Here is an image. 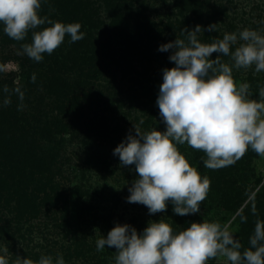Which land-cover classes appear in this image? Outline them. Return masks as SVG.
Masks as SVG:
<instances>
[{"label": "clouds", "instance_id": "1", "mask_svg": "<svg viewBox=\"0 0 264 264\" xmlns=\"http://www.w3.org/2000/svg\"><path fill=\"white\" fill-rule=\"evenodd\" d=\"M41 5L42 0H0L4 33L22 42L31 32L32 40L21 44V54L35 62L60 47L66 34L70 43L86 35L78 22L65 24L39 15ZM45 24L49 26L37 30ZM216 25H209L208 31H216ZM203 31L200 25L192 31L182 29L186 39L177 38L159 49L173 50L169 60L175 64L163 70L156 101L166 130L142 132L139 125H133L135 135L129 134L113 152L121 166L135 165L139 176L129 188L127 201L146 206L150 215L165 212L169 202L176 215L195 214L207 198L210 179L201 177L177 145L187 144L205 153L203 164L212 170L234 165L249 148L264 157V87L258 90L259 98L252 99L250 84H238L233 77V69L254 66L256 73L264 72V28L226 32L210 44L198 38ZM213 53L220 55L210 59ZM221 57H229L231 63ZM31 79L34 83L35 74ZM2 91V106H9L15 94L20 101L18 110H23L24 93L19 87L5 85ZM251 211L257 219L247 248L235 238L229 224L193 222L174 233L160 219L149 221L142 233L128 224H117L106 238L96 241V250L114 247L115 264H208L218 257L230 264H264V220L255 207ZM240 220L245 223L247 217ZM0 264H9L5 255H0ZM14 264H65V260L61 254L55 259L41 255L35 261L17 256Z\"/></svg>", "mask_w": 264, "mask_h": 264}, {"label": "trees", "instance_id": "2", "mask_svg": "<svg viewBox=\"0 0 264 264\" xmlns=\"http://www.w3.org/2000/svg\"><path fill=\"white\" fill-rule=\"evenodd\" d=\"M48 1L42 0L39 15L48 16L53 21L65 24L78 22L81 24L80 31L86 35L83 40L70 43V36L66 34L62 45L51 55L45 53L41 62H34L27 66L26 77L23 81L15 86L10 82L8 87L10 89L19 87L24 96H29L32 92V95L37 97L39 107L34 106L29 99L32 109L28 112L18 110L20 101L15 94L11 97L12 103L4 107L2 106L5 96L2 91L4 86L0 88V111L4 119L0 127V172L1 177H4V182L7 183L6 189H0V233L8 236L9 243L12 236V224L15 223L16 230L21 231L24 223L32 222L41 213L43 214L42 210L46 208L44 214L55 215L52 217V228L57 232L52 231L50 234L61 235L62 242L54 243L44 237L48 243L45 247H41L44 251H34L26 247L20 251L19 256L31 258L34 261L38 260L41 255L52 256L55 254L56 245L59 244L58 247L66 251L70 258H82L85 264H90L84 251L86 244L80 241L78 233L72 230L70 224L71 206L82 203L81 200L88 193L83 190L84 185H77L70 190L62 189L49 176H46L47 173L52 172L55 161L53 156L52 162L48 163L50 167L41 164L43 159L37 153L40 138L53 142L52 138L63 132L62 117L70 118V121L74 120V114L78 107L80 109V105L76 107V102L79 101L80 104V101L84 99L93 101L95 106L103 109L100 112L101 116L95 113L89 122L84 121L82 127L85 125L96 130L98 136L105 133L112 144L115 141L119 144L124 142L129 134L135 135V130L131 126L130 129H126L120 123H116L114 127L112 124L115 121H126L131 118L133 111L137 108L135 102L140 97L147 100L140 104L144 115L143 124L137 122V125L141 131L148 132L154 128L163 131L165 124L155 101V97L158 98L159 95L160 85L163 83V73L156 72L155 64L161 63L163 66H168V69L174 66L169 60L173 50L162 52L159 51L160 47L174 42L177 38L186 39V33H183L182 29L192 31L197 25L204 29L198 34V38L201 42L209 44L216 39H222L226 32L238 33L242 31V28L233 21L227 22V19H231L229 9L217 0H177L175 6L183 12L182 17L167 21L154 20L147 13L149 2L146 0ZM103 12L105 16L102 15ZM190 12L192 15L188 16ZM232 20L235 18L233 17ZM212 24H217L216 31H208V26ZM48 26L47 24L42 25L37 30ZM221 26L226 27L225 32H221ZM2 27L0 26V30ZM4 36L12 40L6 34ZM31 40L32 35L29 32L25 41H13L20 47L22 43H30ZM218 55L220 54L213 53L214 59ZM224 58L229 57H221V59ZM119 73L124 81L126 79L125 82L129 86L120 83L119 88L117 87ZM33 74L36 76L34 83L31 79ZM74 79L79 82L72 84L71 81ZM109 89H112L113 93L108 95L109 98H103L104 90L109 91ZM116 96H120L118 100L120 104L115 103V99H118ZM45 97L48 100L46 103L43 102ZM125 98L128 105L122 104ZM24 99L28 100V97ZM125 108L129 110L126 111ZM79 116L80 119H84L83 115ZM18 117V125L14 126L11 120ZM98 121L102 123L97 124ZM27 134H31L30 140L27 139ZM85 141H90L92 147L95 148L89 154V163L95 166H107L108 161L104 156V150L97 148L91 137ZM183 150L186 149H181ZM252 152L249 148L245 155L252 156ZM234 168L237 169L238 166L234 165ZM246 168H242L245 171H243V176L247 179L253 178L254 172ZM40 169L45 171H39ZM126 169L134 173L135 165L125 166L123 171L125 172ZM235 191L231 204L233 207H239L248 189L239 188ZM222 194L225 195V193ZM259 195L258 193L256 198ZM229 196L232 195L228 193ZM4 210L8 212V217L4 214ZM11 214L12 217H9ZM58 214L62 217L58 218ZM165 215V220L173 228L174 233L184 230L180 224L186 225L184 221L192 219L193 216V214L176 215L172 207H167ZM78 216H83V212ZM107 216L103 217L102 222L105 225L103 232L108 231L109 233L117 224L124 225L115 212L110 211ZM239 216H245L248 219L247 206ZM139 219L142 220L140 224L136 218L129 225L134 227V224H139L135 229H138V233H142L148 226L149 219L140 215ZM160 219L162 218L156 217L152 218V221L158 222ZM246 223H244L243 231ZM33 232L35 231L31 230V233ZM25 238V236L22 237L26 241ZM105 248L109 258H103L97 264H115L116 249L108 248V246ZM110 258L113 259L112 262ZM208 264H214V260H209Z\"/></svg>", "mask_w": 264, "mask_h": 264}, {"label": "rangeland", "instance_id": "3", "mask_svg": "<svg viewBox=\"0 0 264 264\" xmlns=\"http://www.w3.org/2000/svg\"><path fill=\"white\" fill-rule=\"evenodd\" d=\"M146 1L149 2L147 13L156 21L176 20L182 17L183 12L180 8L175 6L177 4L176 2H178L177 0ZM217 1L226 5L229 9L231 19H227V22L233 21L234 24L242 28L241 30L245 28L254 30L264 28V24L259 25L260 21H262L261 18H264V0ZM104 14L105 12L102 13L103 16H105ZM191 15L192 12H190L188 16ZM233 17L235 20H232ZM0 26H3V24H0ZM255 26L256 28H254ZM221 27V32H225L226 27ZM4 34L2 27L0 30V88L5 85L9 86L10 82L14 83L13 86L18 85V83L23 81L26 77L27 66L35 62L27 55L21 54V46L19 47L13 40H9ZM210 59H214L213 54ZM222 61L231 63L229 58H224ZM170 62L175 66L174 62ZM166 68L168 69L169 67L161 65V63L155 64V70L158 73H163V70ZM233 77L238 84L244 82L249 83L252 92L251 98H259L258 90L260 87H264V72L256 73L254 66L248 69H233ZM125 81L121 78V74L119 73L117 87L119 88L120 83L129 86ZM73 82L76 83L79 82V80L74 79L71 83L73 84ZM110 93H113L112 89H109V91L104 90L103 98H109L108 95ZM27 97L28 100H23L25 107L22 111L28 112L32 109L30 101L33 102L34 106L39 107L36 100L37 97H34L32 92L29 96H24V98ZM116 97H118V99H115V103L120 104L118 101L120 96ZM144 100L146 99L140 97L137 102H135L137 108L133 111V116L131 118L126 121H115L112 124L113 127L116 126V123H120V125L126 129H130V126L134 129L133 125H137V122L140 123V121L143 120L144 115L142 114V106H140V104L144 103ZM47 101L46 97L45 99L43 98V102L46 103ZM155 101H157V97H155ZM80 102V104L79 101L76 102V107L80 105V109L78 107V110L74 114V120L70 121V118L62 117L64 120L63 132L52 138L54 140L53 142L40 138L37 153L43 159L41 164L48 167L51 166L48 163L52 162L51 158L54 156L55 166L52 172L50 174L47 173L46 176H49V178L62 189L70 190L77 185H84L83 190L88 193V195L81 200L82 203L74 205V207L71 206L70 224L72 225V230L78 233L80 241L86 244L84 251L89 258L90 264H97V262L102 261L103 258H109L106 254L108 252L106 248L101 252H97L96 241L102 236L106 237L108 234V231L103 232L105 225L102 221L103 217H108L107 215L110 211L115 212L117 216L122 219L121 223L128 225L136 218L139 220L138 222L140 224L142 220L139 219V215L149 219V221H152V218L160 217L166 222V211L150 215L146 206L138 203H129L127 201V197L130 195L129 188L132 186L133 182L139 178L138 173L136 171L133 173L130 169H126L125 172L123 171L125 166H121L119 157L113 154L114 149L119 145L118 141L112 144V141L105 136V133H103L102 136H98L96 135V130H92L85 125L82 127L84 121L89 122V119L93 118L95 113L101 116L102 113L100 112L103 108H98L93 104V101L88 99H84ZM122 104L128 105L126 98L123 100ZM128 110L129 109H126V111ZM79 115H83L84 119H80ZM1 116L2 113L0 111V127L2 125L1 122L4 121ZM18 119L19 117L11 120L14 126L18 125ZM100 123H102V121H98L97 124ZM156 130L159 131V128H156ZM165 130L166 125H164L163 131ZM88 137L93 139L97 148L102 151L104 150V156L108 161L107 166H95L89 163V154L93 152L95 148L94 146L92 147L90 141H85ZM30 138L31 134H27V139L30 140ZM177 147L180 153L189 161L190 165L197 169L201 177L207 176L211 182L207 198L200 205V211L193 214L192 219L184 221L186 225L181 223L180 227L186 229L190 227L191 223L202 221L217 222L222 226L229 224L230 231L233 232L235 238L241 241L244 248L249 247V237L254 232L255 220L257 219V216L252 214L251 209L255 207L259 218L264 220V157L258 156L253 151L252 156L245 155V158L242 157L234 164L238 166L237 169L234 168V165H231L222 169L212 170L204 166L203 159H206V155L202 151L200 152L192 149L187 144L177 145ZM181 149L186 150L181 151ZM243 167H247L246 170H252V173L254 172V177L250 179L244 177ZM106 169H108V171ZM41 170L45 171L44 169H40L39 171ZM256 179L260 180V182H257ZM6 184L0 172V189H6ZM239 188L248 189V192L245 194L242 202H240L242 205L233 207L231 204L233 195L236 192L235 190ZM222 193H225L226 196ZM228 193L232 196L228 197ZM258 193L260 195L256 198ZM6 200H8V197H6ZM246 206L248 207L249 217L243 231L244 223H241L239 215ZM167 207L173 208L171 202H169ZM42 211L43 214L41 213V215L32 220V222L29 224L24 223L21 231L16 230L15 223L12 224V236L11 239H9V243L8 236L0 233V255H5L9 260V264H14L17 258L16 256H19L20 251L24 248L26 249V247L31 248L30 250L42 251L43 249H41V247H45V245L48 244L44 237L54 241V243L62 242L63 238L61 235L50 234L52 231H55V233L57 232V230L52 228V217H55V215L52 216L51 213H49V215L44 214L46 208ZM3 212L6 217H8V212H6V210ZM82 212L83 216H81V218L78 215ZM60 215L61 214H58L57 217L61 218L62 216ZM9 217H12V214L9 215ZM1 223L4 224L3 222ZM139 224H134V228ZM31 230L35 232L31 233ZM23 236L26 237V241L22 239ZM58 246L59 244L56 245L57 248L54 250L55 254L52 255L54 259L58 254H61L65 260V264L86 263L82 258H70L69 254L61 250ZM5 249L7 251H5ZM109 260L110 262L113 261L112 258ZM213 260L214 264H230V262L223 257H218Z\"/></svg>", "mask_w": 264, "mask_h": 264}]
</instances>
